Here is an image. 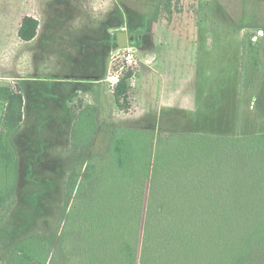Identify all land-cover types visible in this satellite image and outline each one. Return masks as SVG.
Returning a JSON list of instances; mask_svg holds the SVG:
<instances>
[{
    "label": "rangeland",
    "instance_id": "1",
    "mask_svg": "<svg viewBox=\"0 0 264 264\" xmlns=\"http://www.w3.org/2000/svg\"><path fill=\"white\" fill-rule=\"evenodd\" d=\"M25 17L40 23L32 41L19 36ZM206 42L214 45L213 55L203 54L213 58L216 75L201 98L210 111L227 113L214 123L202 116L176 129L165 107L144 105V65L153 57L167 63L176 52L184 62L179 73H188L196 45ZM234 70L239 117L232 128ZM114 73L119 81L112 84ZM124 82L128 95L119 97ZM6 92L21 95L24 106L20 127L5 138L14 146L15 166L0 163V264L23 257L20 250L33 239L54 250L71 238L66 231L72 225L81 227L76 209L98 206L101 165L115 128L143 130L156 139L264 134V0H0V141ZM252 233L241 230L248 235L243 259L264 264V235L254 239ZM216 241L195 256L197 264L236 262L215 249L225 250L227 239Z\"/></svg>",
    "mask_w": 264,
    "mask_h": 264
},
{
    "label": "trees",
    "instance_id": "2",
    "mask_svg": "<svg viewBox=\"0 0 264 264\" xmlns=\"http://www.w3.org/2000/svg\"><path fill=\"white\" fill-rule=\"evenodd\" d=\"M39 26L25 17L19 36L32 41ZM118 94L127 97L125 82ZM4 98L0 163L12 168L13 145H5V138L20 127L24 101L8 92ZM112 134L100 170L98 206L76 209L84 222L78 229L72 225L66 231L71 238L58 248L33 239L20 250L23 257L12 256L7 264H197L195 256L217 238L219 244L227 239L225 250L215 247L218 254L237 259L230 264H245L248 235L241 230L251 228L254 239L264 235V134L177 133L156 139L125 128Z\"/></svg>",
    "mask_w": 264,
    "mask_h": 264
},
{
    "label": "crops",
    "instance_id": "3",
    "mask_svg": "<svg viewBox=\"0 0 264 264\" xmlns=\"http://www.w3.org/2000/svg\"><path fill=\"white\" fill-rule=\"evenodd\" d=\"M213 46L211 42L203 43L202 46L200 44L196 45V52L189 61L190 72L188 71V73H179L184 62L179 59L176 52L172 54L167 63H164L163 59H161L160 62L153 57L149 64L144 65L143 101L144 105L148 106V110L151 108L165 107L168 116L172 117L170 119L172 121L170 122L176 129L181 130L189 128L188 126L190 123L199 122L202 116H205L207 121L212 123L215 122V118L219 116V113L220 116H225L226 111L218 112V110L215 109L216 107L210 111L211 109L208 104L204 105V100L201 98L203 94L200 93L201 91L208 95V80L211 75L215 74L213 69L214 66L211 63L213 58L211 59L209 57L208 52H206L205 55L203 54L205 50H212L213 55ZM232 74L235 75V70ZM237 80L238 77L235 75L234 87L236 104L234 113H231L232 122H230V126H232L233 122H236L239 117V88ZM199 96L201 103L198 105ZM204 97H206V94H204ZM180 116L184 117V119L180 120ZM231 137L237 136L231 135Z\"/></svg>",
    "mask_w": 264,
    "mask_h": 264
},
{
    "label": "built area",
    "instance_id": "4",
    "mask_svg": "<svg viewBox=\"0 0 264 264\" xmlns=\"http://www.w3.org/2000/svg\"><path fill=\"white\" fill-rule=\"evenodd\" d=\"M126 60H127V62L130 65L135 63L134 56L132 54H130L129 56H127ZM114 74L115 75H113L112 78H111L112 84H115V83H117L119 81V77H118L117 73H114Z\"/></svg>",
    "mask_w": 264,
    "mask_h": 264
}]
</instances>
